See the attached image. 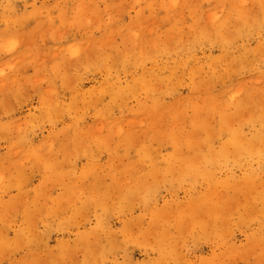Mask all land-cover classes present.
<instances>
[{"label": "rangeland", "instance_id": "obj_1", "mask_svg": "<svg viewBox=\"0 0 264 264\" xmlns=\"http://www.w3.org/2000/svg\"><path fill=\"white\" fill-rule=\"evenodd\" d=\"M263 185L264 0H0V264H264Z\"/></svg>", "mask_w": 264, "mask_h": 264}, {"label": "bare ground", "instance_id": "obj_2", "mask_svg": "<svg viewBox=\"0 0 264 264\" xmlns=\"http://www.w3.org/2000/svg\"><path fill=\"white\" fill-rule=\"evenodd\" d=\"M241 140V139H240ZM262 141V140H261ZM261 181V180H260ZM264 186V185H263ZM222 189V188H221ZM245 191V190H244ZM238 202V201H237Z\"/></svg>", "mask_w": 264, "mask_h": 264}]
</instances>
